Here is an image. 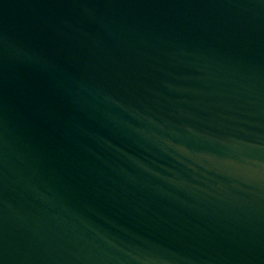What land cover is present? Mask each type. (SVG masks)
Returning <instances> with one entry per match:
<instances>
[{"label": "water", "instance_id": "obj_1", "mask_svg": "<svg viewBox=\"0 0 264 264\" xmlns=\"http://www.w3.org/2000/svg\"><path fill=\"white\" fill-rule=\"evenodd\" d=\"M0 264H264V0H0Z\"/></svg>", "mask_w": 264, "mask_h": 264}]
</instances>
